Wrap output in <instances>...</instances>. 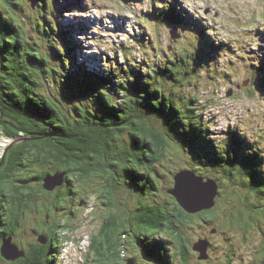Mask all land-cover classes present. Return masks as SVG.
I'll return each mask as SVG.
<instances>
[{"label": "trees", "instance_id": "1", "mask_svg": "<svg viewBox=\"0 0 264 264\" xmlns=\"http://www.w3.org/2000/svg\"><path fill=\"white\" fill-rule=\"evenodd\" d=\"M6 1L0 0V32L12 34V37H5L4 45L0 41V130L8 137L21 135L29 139L10 147L0 166V246L3 239L8 238L19 246L21 225L30 206H36V213L42 217L44 208L40 209L39 203L30 205L24 188L32 190V196L37 197L36 191L43 190V178L55 174L61 166L67 168L62 190L71 182L75 186L69 190L79 196L76 206H71L74 207L72 213L78 211L77 219L83 212L79 207L86 206V199L92 192L93 200L104 198L102 203L107 206L104 224L99 233L92 235L90 246L110 259L105 264H128V259L136 264L137 261L141 264H188L193 250L191 240L199 237L196 230L201 231L202 227L203 231L206 226L224 235L222 240L208 243L211 253H216L212 247L221 248L223 264H250L243 254L238 256L240 251L235 238L223 232L235 226L255 231L253 247L256 246L257 253H254V261L264 264V214L257 207L264 189L252 195L241 189V186L264 187L263 164L255 161V157L262 156L260 150L255 152L258 143L234 137V134H230L231 139H216L203 116L202 111L207 106L199 101L197 93L188 89V85H194L190 80L192 76L203 72L212 82H222L223 75L225 78L231 76L229 70L230 73L208 69V66L221 68L217 58L226 51L227 45L212 40L204 25L195 23L180 8L175 10L178 17H173L168 14L175 9L174 5L157 4L148 16H143L142 23L162 26L169 22L179 29L186 27L184 36L191 47L176 46L172 54L164 50L155 62L153 58L157 55L150 49L157 51L152 47L157 49L160 45L151 46L152 38L151 43L135 38L132 48L146 47L142 59L131 55L125 45L121 49L123 62L119 70L116 71L109 61L112 65L109 71L102 70L96 75L77 68L80 57L74 54L76 46L68 47L71 42H67L63 50L58 38L61 35L65 40L67 28H59L53 18L47 20L43 15L46 11L51 15L52 10H45L48 0H34V6L28 3L31 12L28 19L33 22V31L49 39L48 42H54L49 46L55 53L46 50L45 55L39 51L40 44L34 33L28 36L24 29V35L21 34L19 24L23 25L27 19L22 14L20 2L14 6ZM4 2L11 9L4 10ZM39 21L44 23L42 27ZM188 22L197 26L189 27ZM30 48L32 55H29ZM51 56L60 62L53 65ZM249 68L252 71L250 83L254 86H258L256 81L264 84L262 69L252 63ZM20 90L29 95L24 102L19 100ZM172 143L184 157L187 156L188 165H168L173 157ZM60 153L71 159L61 164L57 159ZM49 157H53L54 167H48ZM182 169L216 180L219 192L213 208L194 215L180 207L170 190L174 187V175ZM103 175L110 179H103ZM57 190L48 193L59 195ZM228 191H232L231 194H226ZM63 192L66 193V189ZM57 195L55 200L53 196L54 204L59 202ZM64 205L65 202L56 208L62 211ZM56 208H47L44 212L53 216ZM70 214L62 216L52 226L42 217V224L53 231L58 228L66 232L72 228L70 224L74 220ZM34 224L40 231L41 221ZM188 229L193 236L188 235ZM53 231L43 236L46 237V243L41 244L43 249L34 248L33 251L30 243L27 248L19 246L24 255L15 262L33 264L35 260L40 264L42 252L52 249L49 245L56 248L62 243L53 239ZM256 237L260 238V245ZM126 244L133 246L136 252L128 259L124 256ZM52 253L51 256L56 254ZM148 261L150 263H146Z\"/></svg>", "mask_w": 264, "mask_h": 264}, {"label": "rangeland", "instance_id": "2", "mask_svg": "<svg viewBox=\"0 0 264 264\" xmlns=\"http://www.w3.org/2000/svg\"><path fill=\"white\" fill-rule=\"evenodd\" d=\"M7 1L11 2L14 6L15 3L20 2L23 7L22 14L27 20H24L23 25L21 22L19 24L22 31L21 34L24 35V29L27 30L26 34L28 36L34 33V37L40 44L39 51H41L42 54L45 55L46 50L55 53V51H53L49 46L54 44V42L52 40L48 42L47 40L49 39L38 35L33 31V22L28 19L31 17L28 5L29 0ZM42 1L47 2V0ZM57 1L59 8L56 7ZM152 1L153 0H53V11L51 12V15L49 11H46L43 15L47 20H52L54 16L53 19L59 28H67L66 33H64L65 40L62 39L61 35L58 39L63 48H65L67 42H71L68 44V47L73 46L74 48V46H76L74 54H78L80 57L79 60L77 59V68L85 70V72L87 70V73H89L90 70L93 74L98 75V73L102 70L107 71L112 66L109 61L113 62V67L116 71L119 70L123 62L121 49L125 45H128L129 52H133V54L130 52L131 55L136 56L138 59H142V56L146 53V47L135 46L132 48L131 44L135 38H141V41H149L150 43V38H152L154 39V42L151 43V46L160 45L157 49L152 47L157 51H152V49H150L152 53L157 55L156 58H153L155 59V62L156 59H159L158 55L160 53L161 55L164 54V50L169 51V54H172L171 52L176 50V46H179L180 48L191 47V42L188 41L189 39L186 36H184L187 32L186 27L184 28L181 26V29H174L171 25H169V22H166L167 24L163 23L162 26H154L152 23L145 25L142 23V20L141 22L139 21L141 16L144 20L143 16H148V12L152 10V7L154 8ZM154 1H163L166 6L174 5L175 9L172 13L169 12L168 16H177L175 10L180 8L182 13L195 20V23L203 24L204 29L209 31L207 34L212 36V40L222 42L224 46L227 45V53L224 52V54L217 58L218 66L221 68L218 69L216 66H208V69L212 72L222 69L226 73L231 72V76L229 78H225L223 75L221 77H223L222 79H224V81L212 82L210 79L205 77V73L203 72L202 74L192 76L190 80L195 86L188 85V89H190V92L192 93H197L199 101L203 105L207 106L206 110L202 111L203 116L205 117L206 122H208V125L212 128V133L216 139H218V137L226 140L231 139L229 137L230 134H234V137L258 143V145L254 147L256 149L255 152L260 150L259 154H262V156H253L255 157V161L263 164L264 171V84L256 81L258 86H254L250 83L249 79L252 73L249 68V64L251 63L254 64L257 69L260 67L264 73V0ZM6 2H4V10L11 9L7 4H5ZM54 6L56 9H54ZM49 9V5H46L45 10ZM39 15V10L36 9V16L39 17ZM181 19L184 21L183 17H181ZM179 22H181V20ZM195 23L188 22V26H194ZM39 24L42 27V24L44 23L39 21ZM52 25L53 24H51V28L53 27ZM195 25L197 26V24ZM172 35H175L176 37L173 38ZM5 37L6 39H10L12 34L7 35L4 32H0V41L3 45L5 44ZM76 40H78V43L74 42ZM147 47L150 48V44ZM8 51L6 52L9 54ZM32 52L33 50L30 48L29 55H32ZM62 54L64 56L67 55L66 52H62ZM161 55H159V57ZM214 56L215 55H213V57ZM50 59H53V65L60 62L58 58L53 56H51ZM81 62H84L83 65ZM133 62L135 64H139V62ZM257 65L260 66L257 67ZM247 86H249V88ZM77 89L80 88L77 87ZM19 92V100L24 102L27 99L28 94L26 95V93L21 90ZM97 94H95L96 97H98ZM71 95H73V93L67 94V96ZM30 98L36 99L33 96H30ZM2 138L3 133L0 130V145L3 147L5 146V143ZM174 145L175 144L172 143L171 147L173 148V157L170 155L172 160L168 163V165L173 167L188 165L190 161L187 156L184 157L183 153ZM54 152L55 151L53 150V153ZM252 152L254 153L253 150ZM51 158L53 157L48 158L50 161V163H48V167H54L55 165L52 163ZM57 159L61 164H63L67 163L71 157L67 156V154L60 153V156L57 157ZM66 169L67 168L59 166V170L55 172L53 177L57 174H65ZM53 177L48 176L47 180ZM106 177L107 176L103 175V179ZM107 178L110 179L109 176ZM15 179L17 180V178ZM13 184H15V186L19 185L17 182H13ZM30 184L34 186L33 181H31ZM73 186H75L73 183H68L67 192H71L69 188ZM18 188L22 189L24 187ZM42 188L46 191H50L44 188V184ZM56 188H58L57 191H60L59 195H57L59 202L56 204H54V200L51 199V196L53 197L54 194H44L42 191L35 189L37 190L36 193L38 195L37 197H33L31 193L32 190H28L27 188L24 189L28 194V203L30 202V205H33V203H39L41 206L40 209L44 208L42 217H45L49 226H52V224L54 225L55 222L58 223L59 218L67 216V214L71 213L70 215L74 216V220L70 224L72 228L66 232H61L62 230L58 228L53 231L48 225L46 227L42 224V217L39 213H36L38 211L36 206H30V208L27 209L28 216L25 217V222L21 225V234L19 235L21 242L19 243V246L27 248V244L30 243L29 248L31 247L33 251L34 248H36L35 250L41 248L43 249L41 244L46 243V237L45 241L42 242V240H44L42 239V236L48 234L49 231V233L53 231L55 233V236L53 234V239L56 240L57 238L59 241H62V243L56 248H54L52 244L49 245L52 249L48 253L45 251L42 252L43 260L39 261L40 264H105L110 262L108 257L104 258L96 251V249H94V247L90 246L92 235L99 233L104 224L103 216L107 211V206L102 203L104 198H100L101 201L97 198L93 200L92 198H94V192H92L91 197L86 199V206L79 207L80 210L83 209V212L81 217L77 219L78 211L72 213V209L76 206L79 196L70 193L71 196L68 198L66 193L63 192L66 188L62 190L61 184L56 186ZM241 189L244 193L252 195L256 192L261 193L260 191L264 189V187L257 186L255 189H250L246 186H241ZM231 192L232 191H228L226 194H231ZM63 202H65V205L63 206V209H61L62 211H58L57 206ZM80 203L81 205L84 204L82 200ZM259 203L260 205L257 206L259 212L264 214V196L262 193ZM72 205L74 207H71ZM54 206L55 208L57 207V211L55 212L54 209H52V211H54L53 216L46 215L44 210ZM196 213L198 212L188 214L195 215ZM189 216L192 215H188V217ZM38 219L41 221L40 231H38V228H36L34 224H40ZM187 222L190 223L189 221ZM262 224V227L264 228V220ZM60 226H63L62 222L60 223ZM200 230L201 231L196 230L197 236L200 237H193L191 240L192 249L194 251H191L188 264H201L198 259V254L202 259V254L205 252L206 248L205 239L202 237H204L203 235L205 234L206 229L202 231L201 227ZM219 233L220 232L213 234L211 236V241L222 240L224 235L220 233L222 235L221 236ZM223 233H227L235 238L237 244L239 245L238 250L245 257H249L250 261L255 258L254 253H257L256 246L253 247V241L255 235H257L255 234V231H250V229L245 226H235L229 228V231ZM188 235L190 237L193 236L190 229H188ZM118 237H120V235H118ZM256 238L257 239L255 241L258 242V245H260L261 241L259 240L260 238H263V235L260 234V238ZM123 239V237L120 238L121 241H123ZM247 240H249L250 243L247 242ZM12 242L14 243V241ZM5 245H8V243ZM125 246V258L128 259V257L136 255L135 248L133 246L127 244ZM194 247H197L200 250H195ZM11 250L10 252H14L13 249ZM212 250L216 252V254H213L214 257L211 260V264H223L225 260L223 259L221 248H218L217 250V248L212 247ZM4 252L6 253L5 249ZM52 252L56 254L51 256L53 254ZM194 252L197 254L194 255ZM15 261L12 262L15 264L17 263ZM146 263L150 262L148 261ZM0 264L7 263L5 260H0ZM33 264L38 263L34 260ZM128 264H134V262L128 259ZM137 264L141 263L137 261Z\"/></svg>", "mask_w": 264, "mask_h": 264}, {"label": "water", "instance_id": "3", "mask_svg": "<svg viewBox=\"0 0 264 264\" xmlns=\"http://www.w3.org/2000/svg\"><path fill=\"white\" fill-rule=\"evenodd\" d=\"M31 6H34V0H29ZM44 2V1H43ZM53 0H49V10L53 11L52 6ZM42 5V4H41ZM54 9H56L54 7ZM54 18V16H53ZM58 26V25H57ZM176 29L177 27H173ZM175 38V35H172ZM64 50V48H63ZM62 53V52H61ZM40 57V55H39ZM5 140H7L5 147L0 150V166L2 165L7 151L10 147L19 144L20 142L26 141L29 138L23 137L21 135L8 137L6 135ZM55 174L51 175L53 177ZM64 174H57L55 177L47 180L48 176L43 178L44 188L48 190H53L56 186L63 183ZM47 180V181H46ZM223 183L222 181H220ZM171 194L176 198L177 203L180 207L187 213L200 212L203 210H208L214 207L216 202V197L219 192V185L216 180L211 177H205L196 174L190 169H182L174 175V187L170 190ZM44 242V240H42ZM8 243V245H5ZM205 247L207 248V242H205ZM205 248V250H206ZM6 250V253L4 252ZM13 249L14 252H10ZM194 249H198L194 247ZM204 249V248H203ZM12 251V250H11ZM0 252L3 257L7 260H16L18 256L24 255V250L19 251L14 243H11V238L3 240L1 242ZM205 257V256H203ZM8 263V262H7ZM135 264V262H134Z\"/></svg>", "mask_w": 264, "mask_h": 264}, {"label": "flooded vegetation", "instance_id": "4", "mask_svg": "<svg viewBox=\"0 0 264 264\" xmlns=\"http://www.w3.org/2000/svg\"><path fill=\"white\" fill-rule=\"evenodd\" d=\"M67 186H68V184H65L64 185V187L66 188V195H67V197L69 198L70 196H71V192H67ZM40 191H44V193L45 194H47L48 192H52V191H46V190H40ZM56 194V193H55ZM57 195V194H56ZM55 195V196H56ZM55 196H54V200H55ZM52 197V196H51ZM52 199H53V197H52ZM206 230H205V234L203 235L204 237H202V238H204L205 239V242H207V248H206V250H205V252H203V256H205V257H203V260L200 258V256H199V254H198V259H199V261H201V264H211V260L213 259V257H214V253H211L210 251H209V249H208V243H209V241L211 240V236L213 235V234H215V232H216V228H214V227H212V228H208L207 226H206ZM206 232H208V233H206ZM217 233V232H216ZM219 235H221V234H219ZM218 235V236H219ZM222 236V235H221ZM200 237V236H199ZM5 238V237H4ZM3 240H5V239H3ZM14 245L15 246H17V248H18V250L19 251H22L20 248H19V246H18V244L17 243H14ZM231 245H233V244H231ZM227 246V245H226ZM195 250H200L199 248L198 249H195ZM203 250V249H202ZM201 250V251H202ZM194 251V250H193ZM23 252V251H22ZM200 253V252H199ZM197 254V253H196ZM216 254V253H215ZM230 254H232V251L230 250ZM242 255V253H240L239 252V254H238V256H241ZM244 256V255H243ZM20 257H22V256H18L16 259H18V258H20ZM247 258V260H248V262L250 263V264H254V259L255 258H253V260L252 261H250L249 260V257H246ZM0 259H3V260H5V261H7V259H5V257H3L2 256V254H1V252H0ZM12 261H14V260H8L7 262H8V264H14V262H12Z\"/></svg>", "mask_w": 264, "mask_h": 264}, {"label": "bare ground", "instance_id": "5", "mask_svg": "<svg viewBox=\"0 0 264 264\" xmlns=\"http://www.w3.org/2000/svg\"><path fill=\"white\" fill-rule=\"evenodd\" d=\"M152 2H154L155 5L157 4V1H154V0H153ZM56 5H57V8H59V6H58V1H57ZM139 21L141 22V19H139ZM126 25H127V24H126ZM87 28H89V27H87ZM74 42H75V43H78V40H76V41H74ZM104 71H106V70H104ZM107 71H109V69H108ZM2 140L4 141V143H5V145H6L7 140H5V136H4V135H3ZM4 147H5V146L2 147V145H0V150H2Z\"/></svg>", "mask_w": 264, "mask_h": 264}, {"label": "clouds", "instance_id": "6", "mask_svg": "<svg viewBox=\"0 0 264 264\" xmlns=\"http://www.w3.org/2000/svg\"><path fill=\"white\" fill-rule=\"evenodd\" d=\"M141 19H142V16H141ZM42 239H44V241H45V238L42 236ZM12 240V239H11ZM11 243L13 244V242L11 241ZM1 247V246H0ZM17 260V259H16ZM8 261V260H7ZM7 261H6V263H7ZM15 261V260H14ZM8 264V263H7Z\"/></svg>", "mask_w": 264, "mask_h": 264}]
</instances>
